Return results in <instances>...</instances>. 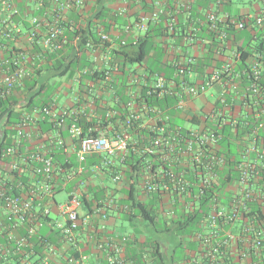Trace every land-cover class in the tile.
<instances>
[{"label": "built area", "instance_id": "obj_1", "mask_svg": "<svg viewBox=\"0 0 264 264\" xmlns=\"http://www.w3.org/2000/svg\"><path fill=\"white\" fill-rule=\"evenodd\" d=\"M84 0H0V37L12 38L14 36L24 35L28 46L25 47L20 41H16L13 46L0 45V95H5L19 86L23 79L31 77L35 69L39 68L35 64V59L44 54L54 53L65 50L69 45H76L77 38L67 40L65 34V23L67 21L66 12L74 7H80ZM21 5L25 10H21ZM33 10L31 11V7ZM40 11V12H39ZM162 13L160 5L157 3L155 9L149 16V19L155 20ZM15 17L26 18L30 27L26 33L22 34L20 24ZM250 17V15H249ZM144 18L138 23L140 29L146 28ZM207 20L210 26L214 27L218 21L214 13L207 14ZM257 24L264 22L263 15L255 18ZM227 25L241 29L244 26L243 20L228 16ZM19 33H21L19 35ZM108 39L106 34H101L102 43ZM107 45L99 44L95 48L88 44L92 53H97L102 61L101 72L103 77L110 79L115 73L119 72V64L113 50L118 46L125 45V40L108 41ZM68 44V46L66 45ZM77 46V45H76ZM6 48L10 51L7 56L3 53ZM36 49L38 51L36 52ZM76 49V47H75ZM95 55V57L97 56ZM194 62L192 57L186 58L183 63L175 64V76L180 77L184 74L188 66ZM232 69L230 62L223 63L220 68L213 70L202 81L197 83H188L180 79V90L173 92L171 86L173 81L166 79L165 76L157 73L132 76L129 83H140L145 86L147 94L155 93L160 96L163 94H176L178 96L175 107L182 108L186 103V97L198 96L204 94L218 81H222L223 76L228 75ZM83 69V71H85ZM253 74V80L248 90L253 94L260 92L259 81L262 78L258 60L250 66ZM82 70L75 74L77 81L80 80ZM235 86V84L233 85ZM224 87V85H223ZM132 93V91H128ZM220 102H225L223 92L218 96ZM138 107L136 101L129 100L126 104L127 111L123 119L116 124L110 123L107 129H98L100 117L93 119L91 113L87 111V105L75 104L67 107H58L54 102H48L42 105L33 106L31 109L23 111L20 117L14 123L6 124L5 137L7 143L0 147V237L3 242L0 243V250L4 254H16L23 246H31L29 241L37 234L41 227L48 224L53 230L57 231L60 238V245H64L71 251L65 259L68 264H85L84 256H74L73 253H79L78 243L79 228L86 224L91 214L80 215L81 198L74 191L68 193V197L56 204L58 213L62 220L49 219L50 203L54 201V193L58 186H67V184L78 176H82L87 171L86 161L92 154H100L103 157L100 164H94L93 169L107 167L111 164L112 157H119L120 153L126 151L132 141L131 130L135 127L150 128L153 132L149 141L142 145V151L149 155H154L165 168H155L152 171H146L140 177L141 186H144L147 193L158 189L184 190L183 186L188 182L181 177L173 175L172 167L174 164L182 163L188 159L187 153H191L189 160L203 164L204 175L201 180L202 186L207 187L209 181L215 176L211 171L215 166L221 167L224 159L214 154H204L201 145L212 144L216 142L219 135L211 129L189 128L185 135H181L179 127L171 126L166 121L168 115L164 114L157 107H150L142 102L141 95ZM117 100V97L115 98ZM150 112L148 118L143 114ZM83 113L87 120L94 121L93 128L95 134H84L82 125L77 121V115ZM106 117H117L116 110H108ZM143 117V118H142ZM45 121V126L49 129L39 128V124ZM136 123V125L134 124ZM264 126V114H261L256 122V127ZM168 128V130H167ZM254 140V139H253ZM264 145V136L261 138ZM251 142V141H250ZM254 152L259 159H264V146L259 149L254 143H250L244 148L245 156L248 157ZM62 157V161H59ZM122 161V156L119 157ZM158 161V162H160ZM249 160L245 163V168L241 170L239 182L243 185L240 188V196L233 198L228 209L219 202L212 199L210 208L205 215L206 225L210 228L209 233L203 237V243L211 246V252L207 253L210 261L228 242H234V234L224 229L225 223H232L240 218V208H244V200L254 196L252 190L246 189L250 169ZM150 164H148L149 166ZM161 166V165H159ZM240 168V166H239ZM257 173V171H254ZM26 178H19L21 175ZM113 180L121 178L120 173L112 176ZM15 188L22 189L25 192L16 193ZM264 190L261 191V195ZM103 203V202H102ZM98 212L100 208L97 207ZM104 217V213L101 212ZM250 222L241 226L240 237L245 242L250 243L247 236L252 235V242L259 244L264 236L263 229H255ZM23 227L24 234L19 235L18 230ZM223 231L220 237L219 231ZM254 234V236H253ZM130 237L122 235L119 245H113L111 251L105 255V264H132L131 260L123 255V245ZM42 250L45 253L56 254L59 248L56 244L47 241L44 237ZM12 242V244H11ZM97 247L104 249L103 243L98 242ZM66 249V248H65ZM206 255V254H205ZM206 256V257H207ZM44 264H55L49 258L44 259ZM206 264V263H198Z\"/></svg>", "mask_w": 264, "mask_h": 264}, {"label": "trees", "instance_id": "obj_2", "mask_svg": "<svg viewBox=\"0 0 264 264\" xmlns=\"http://www.w3.org/2000/svg\"><path fill=\"white\" fill-rule=\"evenodd\" d=\"M108 0H95V6L99 10L93 15L92 19H88L85 24L76 25L75 22L65 23V34L67 40H72L74 37L77 38L76 45L71 46L68 44L65 50H61L54 53L44 54L43 56L35 59V64L39 65V68L35 69L34 74L30 77L23 79L22 83L17 86L10 93L5 95H0V147L7 143L8 140L5 137L6 134V124L14 123L22 114L23 111L31 109L33 106H38L46 104L51 101L50 95L53 89L52 81L55 77H62L66 75L68 79L77 73L78 70H82L79 80V98L80 105L85 104L89 99V96L93 98L92 102L95 106V111L100 117V124H97L98 129H107L110 127L109 122L117 123L123 119L126 114V104L129 100L136 101L135 105L138 107L139 98L138 95H141L142 102L147 104L150 107L159 108L164 114L168 115V120L166 121L171 126L179 127V132L181 135H185V132L189 128H183L181 124L177 123L173 116L177 114L181 108L175 107V102L178 99L176 94H163L156 95L155 93L147 94L145 86L140 83H129L132 76L141 75L142 72L146 75L151 73H157L165 76L166 79H170V74L163 71V67L159 63V48L158 43L155 42V38L159 35H182L183 37H193L195 36V30L191 29L189 31H183L181 28L177 30L176 24L174 22L166 23L165 27L153 23L151 25L150 19L146 23V28L143 33L137 34L134 38L130 40H125V45L118 46L113 50V55L118 61L119 72L115 73L110 79H105L102 75L100 68H93L91 66V61L88 58L89 46L88 44H94L95 48L99 44L107 45L108 41H116L115 38L109 35L108 28L109 26L105 23L106 19L115 17L114 20L117 23H123L122 16H116L114 14L109 15V10L105 8V3ZM260 1L264 5V0ZM35 3V0H32V4ZM31 11L33 10V6ZM21 10H25L24 6L21 5ZM35 11V10H33ZM40 12V11H39ZM264 14V7L261 8V11H258L257 14L253 15H236L233 16L238 20L244 21V26L241 29L235 27H230L227 25V21H217L214 27L210 26V22L207 20V29L211 33V37L221 42V35L227 40L229 36H234L240 31L248 30L251 32L249 35L250 38L246 43V47L240 48V64L243 65L240 69V83L242 87V94L240 95L243 100L247 103L250 101L255 102L259 98H255L254 95L248 90L250 83L253 80V74L250 70V66L246 64V59L248 57H255L256 60L264 59V22L262 24L256 23V16ZM161 15V14H160ZM160 15L154 21L158 22ZM264 16V15H263ZM15 20L21 26L22 29L27 31L30 27L29 22L26 18L15 17ZM139 21V19L137 20ZM177 24V27H179ZM183 31V33H182ZM23 33V31L21 32ZM19 33V35L21 34ZM25 33V32H24ZM101 34H106L108 39L102 43ZM255 35L254 37H252ZM254 38L253 42L251 41ZM20 36H14L12 38H3L0 37V45H5V47H11L16 41H20ZM76 47V49H75ZM2 48V46H0ZM38 49H36V52ZM3 53L9 56L11 53L6 48L3 49ZM198 65V62L194 60L191 66ZM139 66L144 67L146 70L142 72L136 70ZM83 71V69H85ZM186 71V70H185ZM211 73V72H210ZM175 76L173 79L174 86H180V79L186 81L185 72L179 78L176 79ZM202 81V80H201ZM188 83H197L190 82ZM87 83H91L96 89V95H91L88 91L90 88ZM115 84L113 91L110 92V86ZM264 80L259 81V88H263ZM222 92L225 94V102H220L219 97H217L212 104V112L204 116L203 114L197 113L190 115L188 120L190 123L199 129H211L215 131L219 137L216 142L212 144L201 145V149L204 154H214L215 156H221L224 159V163L221 167H214L211 171L214 174V178L209 181V184L202 186L201 180L204 175L203 164L197 163L194 160H189L191 153H187L185 156L188 160L182 163H176L172 167L173 175L176 177H181L182 179L188 182L187 185H184V190H179L177 187L174 190H164L158 189L156 191L147 193L144 186L142 190L147 194V198L153 201V204H148L144 200L138 198V187L141 186L139 179L146 171H154L155 168H165V164L161 163L157 158H153L154 155H149L147 152L142 151V145L148 143L149 138L153 134L150 128L142 127H133L131 130L132 143L128 145L126 151L119 154V157L122 156V161L119 157L117 161L124 164V168H119L114 164H109L107 167H102L103 172L109 173L113 176L116 173L122 174L124 177L127 187L124 190V196L119 198V201H126V206L123 208H118L120 212H124L130 216L138 215L143 219L148 221H153V218L157 216L159 210L158 200L164 198L171 201V213H170V224L168 227L177 226L181 233H185L184 230H188L191 235H197L201 232L202 226L206 225L205 215L207 210L210 208V204L213 198L216 202H219L222 206H225L227 209L233 200L234 196H240V188L242 184L239 182L241 170L245 168V163L249 158L250 169L253 168V171H249V177L247 180V188H250V184L255 182L262 184L264 188V159H259L258 156L252 152L250 156H245L244 148L248 146L251 142L257 145L259 149H263V142L261 138L264 136L258 135L259 139L251 141L252 132L254 131L253 117L248 113L245 115L234 118L233 115H229L231 109L233 108V99L235 98V92L229 91L228 88L223 87ZM237 89V86L235 90ZM176 89L173 90L175 92ZM132 91V93H128ZM179 91V90H176ZM229 96H228V95ZM117 97V100L115 99ZM78 98V100H79ZM261 102V101H260ZM79 101L75 104H78ZM249 104V103H248ZM116 110L118 112L117 117H106V112L108 110ZM227 109L230 111L227 112ZM251 114V112H250ZM151 115L150 112L143 114L144 118H148ZM229 115V116H228ZM142 117V118H143ZM77 121L82 125L84 134H95V130H89L93 128L94 121L90 119L87 120L86 116L83 113L77 115ZM257 122V121H256ZM136 125V123H134ZM39 128L49 129L45 126V121L39 124ZM193 128V127H192ZM168 130V128H167ZM251 141V142H249ZM262 147V148H260ZM104 156L100 154H92L88 156L86 161L87 169H90L94 164H100ZM113 158V157H112ZM59 161H62V157H59ZM116 161V160H115ZM116 161V162H117ZM160 161V162H158ZM148 164H150L148 166ZM161 165V166H159ZM240 166V168H239ZM257 171L255 173L254 171ZM88 172V171H87ZM89 172L85 175L83 180L86 183V186H90L85 181ZM26 175H21L19 178H26ZM96 186V185H95ZM16 193L25 192L22 189L15 188ZM100 190H95L93 193V199H97V195ZM164 195V196H163ZM84 200H87L84 198ZM157 202L155 203V201ZM119 203V202H118ZM244 208H240V218L235 220V223H240V226H243L246 222H250L252 227L255 229L264 230V213L260 211L258 201L253 196L250 199L244 200ZM120 204V203H119ZM161 209V208H160ZM232 223H225L224 226H229ZM172 224V225H171ZM165 225V224H164ZM42 228V227H41ZM40 228V229H41ZM54 234L50 236L49 234H44L38 231L37 234L41 235V238L44 237L47 241L60 245V238L57 235V231H53ZM19 235L24 234L23 227H20L18 230ZM2 235V233H0ZM254 236V234H253ZM204 237V236H203ZM250 243L243 240L242 244L239 242V239L235 241L232 246L233 252L231 255H228L226 249L228 245L225 244L221 247L220 251L215 254L217 259L220 254L224 255L223 259L228 264H264V236L260 240L259 244L252 242V235L247 236ZM255 237V236H254ZM39 238L38 235L33 236L29 239L31 246H23L20 248L16 254H4L0 250V264H44V259L51 258L50 253H45L42 250L43 240ZM203 239V238H202ZM131 239L129 238L124 245L130 243ZM3 242V239L0 237V243ZM12 244V242H11ZM202 255L203 258L207 256V253L211 252V246L207 243H202ZM244 244V246H243ZM148 248L145 254L136 255L134 260H131L132 264H163L159 263L162 251L157 244L153 241H149V244L146 245ZM241 246H243L241 248ZM68 250V248H66ZM206 255H205V254ZM76 256V253H73ZM230 256V257H229ZM210 257L209 255L207 256ZM228 257V258H227ZM241 258H245V262L241 261ZM159 261V262H158ZM207 261V260H203ZM202 262V263H203ZM63 264H68L66 259Z\"/></svg>", "mask_w": 264, "mask_h": 264}, {"label": "crops", "instance_id": "obj_3", "mask_svg": "<svg viewBox=\"0 0 264 264\" xmlns=\"http://www.w3.org/2000/svg\"><path fill=\"white\" fill-rule=\"evenodd\" d=\"M157 3L160 5L162 13L158 22L149 20L151 21V25L155 22L157 25L165 27L166 23L174 22L176 28H178L177 30L181 27L184 32L191 29L195 30L194 38L183 37L181 34L178 35V33H175L173 36L169 34L166 36L159 35L155 38V42L158 43L159 48L158 61L163 67V71L170 74L169 78L172 81L175 79V64L183 63L188 57H192L198 62V65H190L185 71L186 81L190 82H200L210 72L220 68L225 62H230L232 66L230 73L223 76L222 81L215 83L204 94L186 97L185 105L179 111H176L178 113L173 116V119L181 124L183 128L195 127L188 120L189 116L197 113L204 116L210 114L209 116H211L212 104L220 93L225 90L223 89L224 85V87L228 88L227 92L233 91L236 93L233 99V108L231 109L232 114L230 113L229 115H233L236 118L245 115L244 113H248L253 117L252 126L254 127L261 114H264V85L260 92L254 95L255 98H259L255 102L250 103L249 101L248 104L240 96L243 93L241 87L243 84L240 83V69L243 67L239 59L240 48L246 47L251 32L244 30L242 33L239 32V34L229 36L227 40L221 35L220 42L211 37L212 35L207 29L206 21L207 14L211 12L217 16L218 21H224L228 16L257 14L264 5L257 2V0H108L105 3V8L109 10V15L122 16L124 19L122 24L117 23L114 20L115 17L105 20V23L109 26V35L118 42L120 39L130 40L137 34L143 33L144 30L139 28L138 23L144 18L149 19ZM98 10L99 8L95 6V0H84L82 6L74 7L66 12L67 21L70 23L75 22L76 25H83L88 19H92ZM138 19L139 21H137ZM177 24L178 26L181 25V27H177ZM22 31V34L26 33L25 30L22 29ZM20 39L21 44L27 47L28 43L24 35H21ZM253 40L254 38L251 41L253 42ZM96 54L88 51V58L93 68H101L102 61L98 54L95 57ZM255 60V57H248L246 64L251 66ZM258 66L261 71L262 80H264V59L258 60ZM136 70L141 72L146 69L139 66ZM75 76L72 79H68L66 75L53 79L51 94L55 98L51 99V101H54L58 107L71 106L78 101L80 104L81 98H79L78 93L79 81H77ZM234 84L235 86H233ZM87 85L90 87L88 91L91 95H96L97 89L91 83H87ZM171 86L176 90H180V86L176 87L173 84ZM236 86L237 89L235 90ZM114 87L115 84L110 86V92L111 90L113 91ZM92 100L93 98L89 96L85 105H87V111L91 113L93 119H98L99 115L95 111ZM229 111L227 109V112ZM262 134H264V126L255 127L252 132L251 141L256 138L259 139L258 135L261 136ZM246 159L250 160L249 158ZM115 160L117 161L116 157L111 158V164L119 168L125 167L123 163L120 161L116 162ZM93 168L92 166L90 169H87L90 174L85 180L90 186H86V183L83 182L85 175L88 173L86 171L83 177L78 176L74 178L67 186H58L54 193V201L49 205V219L62 220L56 204L64 201L68 197V193L74 191L82 201L79 209L80 215L91 214L89 221L84 225L81 224L78 235L80 251L76 253V256H84L85 264H105L107 251H111L113 245H119L120 237L124 234L128 235L131 239L130 243L123 245L122 252V255L129 260H134L136 255L145 254L148 248L146 245L149 244V241H153L159 246L160 251H162L159 263L198 264L202 263L203 260H207L203 263L228 264L223 259V256L227 255V253H219V258L217 259L214 256L213 261L207 259L208 257L206 256L203 258L202 238L209 233L210 229L207 225L202 226L201 232L197 235H191L188 230H184L185 233H181L175 225L168 227L172 211L170 207L171 201L166 198L158 200V214L153 218L152 222L138 215L130 216L124 212H120L118 208H124L127 203L126 201H119V198L124 196L123 192L127 187L121 172V178L113 180L112 176L109 173L103 172L101 168ZM262 186V184L253 182L250 184V189L258 201L260 211L264 213V194L261 195V191L264 188ZM142 187L140 186L137 189L138 198L150 205L153 204V201L147 198V194L142 190ZM95 190H100L97 194L99 196L97 199H93ZM59 192H64L65 196L57 198L56 196ZM84 198L87 200H84ZM97 207L100 208V212L96 209ZM101 212L104 213V217L101 216ZM224 229L231 231L235 236V241L239 239V242L242 244L240 223L234 222L229 226H224ZM53 231V228L48 224L40 229V232L49 234L50 236L54 234ZM222 234L223 231L220 230V237ZM235 241L227 243L228 249L226 250L227 252L230 251L228 255L232 254V246ZM98 242L103 243L104 249L97 247ZM119 246H121V243ZM58 248L59 250L57 251L59 252L54 255L51 254V258L55 261V264H63L66 255L71 254V251L66 250L65 248L67 247L64 245H59ZM241 261L245 262L246 260L245 258H241Z\"/></svg>", "mask_w": 264, "mask_h": 264}, {"label": "rangeland", "instance_id": "obj_4", "mask_svg": "<svg viewBox=\"0 0 264 264\" xmlns=\"http://www.w3.org/2000/svg\"><path fill=\"white\" fill-rule=\"evenodd\" d=\"M257 2H259V3H261L260 1H257ZM262 4V3H261ZM243 31H240V33H242ZM237 34H239V32H236ZM55 98V96L53 95V94H51L50 95V98L49 99H54ZM57 194V193H56ZM65 196V193L64 192H59L58 194H57V198H62V197H64ZM62 219V218H61Z\"/></svg>", "mask_w": 264, "mask_h": 264}]
</instances>
